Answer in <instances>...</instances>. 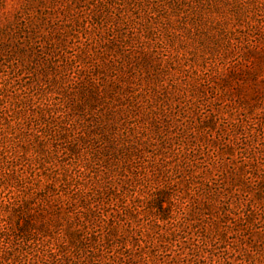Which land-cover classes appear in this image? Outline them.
<instances>
[{
	"label": "rangeland",
	"instance_id": "obj_1",
	"mask_svg": "<svg viewBox=\"0 0 264 264\" xmlns=\"http://www.w3.org/2000/svg\"><path fill=\"white\" fill-rule=\"evenodd\" d=\"M0 264H264V0H0Z\"/></svg>",
	"mask_w": 264,
	"mask_h": 264
},
{
	"label": "trees",
	"instance_id": "obj_2",
	"mask_svg": "<svg viewBox=\"0 0 264 264\" xmlns=\"http://www.w3.org/2000/svg\"><path fill=\"white\" fill-rule=\"evenodd\" d=\"M157 209H160V207H157Z\"/></svg>",
	"mask_w": 264,
	"mask_h": 264
}]
</instances>
